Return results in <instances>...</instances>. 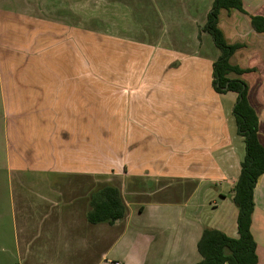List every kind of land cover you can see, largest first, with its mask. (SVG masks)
<instances>
[{
	"label": "crops",
	"instance_id": "0c3cea01",
	"mask_svg": "<svg viewBox=\"0 0 264 264\" xmlns=\"http://www.w3.org/2000/svg\"><path fill=\"white\" fill-rule=\"evenodd\" d=\"M213 2L0 0V264H88L79 254L94 249L96 227L110 238L131 206L155 214L175 204L170 196L184 199V213L139 226L141 261L128 264H195L206 228L238 237L245 142L238 94L213 85L220 50L203 29ZM242 5L246 13L222 9L219 27L242 45L230 62L254 69L229 77L246 82L264 145V32L251 23L264 0ZM114 176L123 201L129 184L136 202L114 223H92L91 201ZM253 199L264 264V174Z\"/></svg>",
	"mask_w": 264,
	"mask_h": 264
},
{
	"label": "trees",
	"instance_id": "16d2710c",
	"mask_svg": "<svg viewBox=\"0 0 264 264\" xmlns=\"http://www.w3.org/2000/svg\"><path fill=\"white\" fill-rule=\"evenodd\" d=\"M222 9H237L243 13L242 0H214L203 29L213 38L220 50L213 64V85L218 92H236L234 106L237 130L244 138L245 157L241 163L240 175L234 186L233 200L238 207V237H231L221 230L206 228L197 243L201 260L195 264H257L256 242L251 233V220L254 209V188L258 178L264 174V145L259 139V117L248 101V87L244 80L230 78L229 75L251 72L252 68H241L230 62L231 56L241 44L229 43L219 27V14ZM251 23L256 31L264 32V16L251 15ZM92 209L88 220L92 223L110 222L126 214V205L120 189L107 185L99 189L91 201Z\"/></svg>",
	"mask_w": 264,
	"mask_h": 264
},
{
	"label": "rangeland",
	"instance_id": "374dc122",
	"mask_svg": "<svg viewBox=\"0 0 264 264\" xmlns=\"http://www.w3.org/2000/svg\"><path fill=\"white\" fill-rule=\"evenodd\" d=\"M209 37H210V41L213 40L212 36H209ZM112 184H114L115 186L121 187L120 178H117L116 176H114L112 179ZM129 187L130 185L126 184L125 187L123 186V190H122L123 197L125 199L124 201L125 205L127 201H130V200H132L133 202H136L134 201L135 199L134 196L128 192ZM172 188L176 190L174 186ZM167 191H169L170 193L172 192L171 189ZM145 199L146 198H144V200ZM159 200H162V199L160 198ZM168 200L174 201L175 204H172L171 202H169L170 203L169 205H164L160 207L159 210L155 212V214H154V210L151 208L141 213L139 211L138 205L131 206L130 207V209L132 210L131 215H127V217L123 220V223L120 229L116 228L112 230L113 233L110 238L108 237L104 238V236H102L101 238H98V233L102 231V229L101 227H96L95 230L97 233V239H95L96 244L93 245L94 249L90 250L91 253L89 254L84 253L85 252L84 250H80L79 255L81 257V261H84L83 263H88V264H91V263L110 264L106 261V259H110V261L119 259L121 262L123 263L125 262L127 264L131 262L141 261V259L137 258L138 257L137 249L143 246L142 239L139 238L137 235L138 227L139 226L141 227L144 225H152L154 219L161 220L162 218L167 217L168 215H171V217H173V213L174 214L184 213V210H185L183 206L184 199L180 198L179 196H176V197L170 196ZM219 203H221V201ZM211 209L212 208H208L206 214H210L211 213L210 211H212ZM163 212L165 214H163ZM166 225H167V228L164 229V233L168 235L169 233H171V226H173L174 223H166ZM122 230L124 232L123 235H121ZM115 231H120V232L116 234ZM168 240H169V244H168L169 246H177V245H172L173 242H176L177 244L180 242L182 245L183 243L185 244L188 243V242H185L183 237L173 239L172 236H167L166 238H164V243L166 244ZM158 242H160V240H158ZM153 245H154V249H158L159 246L162 244H158L157 242H155V244H151V246ZM151 258H152V252L150 253V256L148 259L149 261L147 260V262L150 263ZM160 260L161 259H159L156 262H160Z\"/></svg>",
	"mask_w": 264,
	"mask_h": 264
},
{
	"label": "built area",
	"instance_id": "2783aa9c",
	"mask_svg": "<svg viewBox=\"0 0 264 264\" xmlns=\"http://www.w3.org/2000/svg\"><path fill=\"white\" fill-rule=\"evenodd\" d=\"M115 264H120V262H118V261H115Z\"/></svg>",
	"mask_w": 264,
	"mask_h": 264
}]
</instances>
